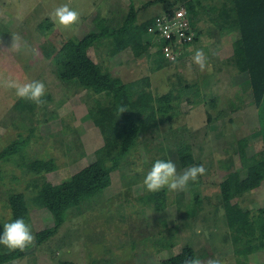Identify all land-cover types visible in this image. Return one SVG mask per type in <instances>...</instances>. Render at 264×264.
<instances>
[{
	"label": "rangeland",
	"instance_id": "obj_1",
	"mask_svg": "<svg viewBox=\"0 0 264 264\" xmlns=\"http://www.w3.org/2000/svg\"><path fill=\"white\" fill-rule=\"evenodd\" d=\"M129 1L0 0V81L39 80L46 88L44 104L30 110L16 105L19 98L14 89L0 85L2 227L18 218L13 219L11 205L16 213L25 214L34 237L38 230L51 226L52 215L38 196L41 185L58 183L94 160L102 137L85 114L96 95L61 79L54 56L68 38L79 39L97 30L90 16L93 10L114 22L115 15L127 12ZM201 1L220 5L223 0ZM134 2L138 21L164 12L162 8L169 3L185 4L184 0ZM63 3L80 13L68 28L51 18L53 8ZM210 15L206 7L190 17L196 38L158 68L146 53L136 54L131 47L112 56L107 55L105 44L88 47L87 54L102 61L112 74L124 80L147 77L154 93L167 96L168 119L155 134L139 137L100 197L69 207L55 234L38 243L34 239L21 257L0 264H65L69 260L75 264H160L161 258L182 246L193 248L202 264L211 258H221L224 264H264V246L252 254L243 247L234 248L220 199V181L230 166L245 174L240 149L245 156L261 150L264 115L253 104L247 72L234 60L237 30L219 32ZM16 34L26 45L19 51L11 49ZM148 37L152 42L157 39L152 33ZM197 49L207 56L211 73L201 72L194 63L189 71ZM153 50L152 45L149 51ZM234 105L239 109L234 110ZM178 142L190 145L191 165L181 164ZM160 144L175 163L177 174L195 165H203L206 172L189 181L186 190L163 189V204L157 208L155 201L145 198L150 192L143 179L160 154ZM195 191L201 203L192 214L189 201ZM232 201L251 211L263 206L264 181Z\"/></svg>",
	"mask_w": 264,
	"mask_h": 264
},
{
	"label": "trees",
	"instance_id": "obj_2",
	"mask_svg": "<svg viewBox=\"0 0 264 264\" xmlns=\"http://www.w3.org/2000/svg\"><path fill=\"white\" fill-rule=\"evenodd\" d=\"M184 2L191 18L199 10L208 7L212 12L210 19L219 32L237 30L238 37L233 42L234 60L240 70L247 72L253 104L261 108L264 115V0H223L220 5H205L201 0ZM172 4L169 3L162 9L169 10L179 3ZM153 15L138 21V7L134 0L129 1L126 13L115 15V23L93 10L90 16L97 30H90L79 39L68 38L56 52L54 60L60 78L67 83L80 85L96 95L94 103L88 106L85 117L98 128L102 144L95 149L94 160L70 177L54 184L45 181L41 185L38 196L42 205L51 213L53 224L35 233L37 243L57 232L69 207L77 203H91L100 197L111 184L113 174L118 173L120 164L137 146L139 137L147 133L155 134L159 126L168 119L167 96L154 93L147 77L124 80L121 76L112 74L102 61H95L87 54L88 47L98 46L100 43L108 46V56L131 47L136 54L146 53L155 68L162 66L167 59L164 58L160 45L148 37L147 27L152 22ZM152 45L154 50L150 52L149 47ZM104 83L108 85L106 88L103 87ZM101 96H104L103 100ZM16 105L32 110L36 104L19 98ZM235 105L233 109H239ZM121 107L125 111L120 112ZM260 133L263 143L261 150L249 156H245L244 149L239 151V158L245 168L244 176L232 165L220 181V199L232 234L233 246L235 249L243 247L248 254L264 246V205L251 211L243 209L238 202L232 200L264 181V128L260 129ZM158 149L160 154L153 163L157 159L168 161L165 147L160 144ZM176 151L183 166L193 163L194 157L188 143L178 142ZM163 195L161 190L150 192L145 198L155 201V207L160 208ZM200 203V197L195 191L194 197L189 201L192 214ZM11 209L13 219L16 216L25 218V214L16 213L12 205ZM2 233L3 227L0 224V235ZM22 255L23 251L19 249L8 250L0 245V263ZM196 255L190 246H182L178 251L161 258L160 264H181L187 257ZM65 264L75 263L69 260Z\"/></svg>",
	"mask_w": 264,
	"mask_h": 264
},
{
	"label": "clouds",
	"instance_id": "obj_3",
	"mask_svg": "<svg viewBox=\"0 0 264 264\" xmlns=\"http://www.w3.org/2000/svg\"><path fill=\"white\" fill-rule=\"evenodd\" d=\"M79 16L80 13L71 8L67 3L54 7L51 13L53 22L65 28L75 24ZM12 37L11 49L19 51L22 47H26L20 35L16 34ZM192 63L196 64L201 72L207 71L211 73L213 71L202 49H197L192 56L191 63L188 64L189 71H191ZM0 85L14 89L15 95L18 98L31 101L39 106H42L45 102L42 97L45 96L46 88L42 81L21 82L14 78H5L3 81H0ZM119 111L123 112L125 109L121 107ZM217 158L219 159L220 157L217 156ZM205 172L206 169L203 165H195L188 168L182 174H177L174 162L157 159L145 175L143 185L149 192H158L165 188L169 191L186 190L189 181H196L198 176L205 174ZM34 239L35 237L30 225L26 223L23 217H20L3 224L0 245H3L8 250L19 249L23 251L33 244ZM181 264H202V261L198 257H187ZM206 264H224V261L221 258H211L206 261Z\"/></svg>",
	"mask_w": 264,
	"mask_h": 264
},
{
	"label": "built area",
	"instance_id": "obj_4",
	"mask_svg": "<svg viewBox=\"0 0 264 264\" xmlns=\"http://www.w3.org/2000/svg\"><path fill=\"white\" fill-rule=\"evenodd\" d=\"M147 30L157 39L164 58L174 60L179 49L195 39V30L184 5H177L164 12L153 15ZM153 41V40H152Z\"/></svg>",
	"mask_w": 264,
	"mask_h": 264
},
{
	"label": "crops",
	"instance_id": "obj_5",
	"mask_svg": "<svg viewBox=\"0 0 264 264\" xmlns=\"http://www.w3.org/2000/svg\"><path fill=\"white\" fill-rule=\"evenodd\" d=\"M255 106V105H254ZM257 107V106H256ZM264 128V127H263ZM262 145H263V143H262Z\"/></svg>",
	"mask_w": 264,
	"mask_h": 264
}]
</instances>
